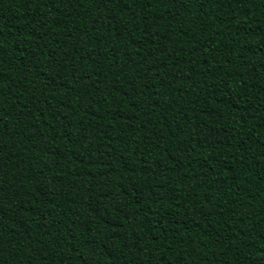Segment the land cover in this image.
<instances>
[{"label":"trees","instance_id":"16d2710c","mask_svg":"<svg viewBox=\"0 0 264 264\" xmlns=\"http://www.w3.org/2000/svg\"><path fill=\"white\" fill-rule=\"evenodd\" d=\"M0 264H264V0H0Z\"/></svg>","mask_w":264,"mask_h":264}]
</instances>
